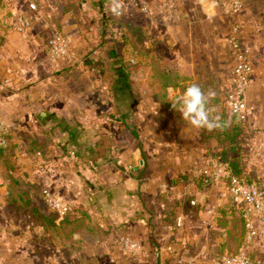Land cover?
Returning <instances> with one entry per match:
<instances>
[{"label":"crops","instance_id":"crops-1","mask_svg":"<svg viewBox=\"0 0 264 264\" xmlns=\"http://www.w3.org/2000/svg\"><path fill=\"white\" fill-rule=\"evenodd\" d=\"M146 1L151 6L150 13L144 15L140 23L142 30L152 31L153 45L156 50L160 49V53L155 51L152 57L143 55L140 58L143 64H154L151 72L154 83L149 92L153 96V104L147 109L141 108L137 118L143 146L128 158L135 160L139 155L131 174H115L114 171V179H111L103 173V181H99L112 184L126 198L136 197L134 206H124L128 209L127 213L119 220L117 216L103 214L109 212L105 209V200L100 205L102 215L91 213L94 205L88 201V205L84 203V208L79 207V198L75 196L80 188L75 179L70 185L68 177L59 180L55 189L62 187L60 195L66 200L69 199V191L75 193L69 199L71 213L62 220L57 216L53 226L41 215L33 216L28 211L18 215L7 213L10 207L23 206L28 196L36 204L31 195L35 183L31 180L35 173L33 165L28 154H21L16 149L23 139L37 144L39 138L50 136V128L53 133L63 136V127L66 126L72 128V132H80V126L93 127L102 123L103 130H111L114 135H120L121 128L111 122L110 116L115 111L107 103L111 97L108 90L102 93L105 97L103 116L92 103L94 87L89 83L90 75L86 81L89 91L85 92L89 104H81V94L85 90L67 85L70 78L72 81L75 79V73L80 75L74 70L73 58L69 55L84 49L76 42L73 32L70 36L75 47H69L71 53L52 60L43 31L38 28L33 27L26 34L19 33L17 28L0 29V123L8 128L11 149L9 154H5V150L0 152V264L216 262L212 248L225 237L223 234L219 236L220 231L226 230L225 224L233 214L231 210L224 212L218 209L228 202L229 197L224 193L222 184L218 183L221 179L215 175V163L210 162L217 150V140L206 130L184 121L169 100L179 96L188 84L196 80L194 64L198 60L193 58L194 50L205 48L210 43L225 45L228 29L236 24L242 43L254 62L248 105L243 116L251 134L248 144L257 155H264V0H243L240 11L234 16L225 12L228 0ZM88 10L95 13L94 8ZM62 18L63 23L67 20L69 23L70 16ZM67 29L73 31L74 28ZM200 31L206 40L200 41L201 38L197 37ZM110 52L105 59L111 58ZM78 78L82 79L81 76ZM144 111L151 115L145 116ZM120 123L126 129L130 126L125 119H120ZM149 138L155 145H160L156 146L160 152L156 148L153 152L147 149L145 144ZM202 143L205 150L198 149ZM161 152H165L166 156H162ZM152 159H164V162L151 166ZM184 160L188 161L185 163ZM197 160H202V168L197 167ZM20 163H24L25 168ZM198 174L212 175L213 179L198 183L195 179ZM176 178L180 179L174 182ZM187 188L192 190L190 197L186 196ZM126 190L135 194L127 196ZM14 192L21 194L17 196ZM168 192L172 203L167 205L169 212H166L165 204L157 196ZM146 195H151L152 201H147ZM170 211L175 216L169 214ZM18 223L24 224L22 231ZM113 223L120 226L119 233L114 230ZM254 225L258 236L253 239L250 251L257 257H264V224L255 219ZM210 231L215 235L211 236ZM119 234L124 235L121 244L118 242ZM50 235L56 241L51 253L47 243ZM130 237L138 243L135 251L124 246L123 239L129 240ZM254 259V264H264V258Z\"/></svg>","mask_w":264,"mask_h":264},{"label":"rangeland","instance_id":"rangeland-1","mask_svg":"<svg viewBox=\"0 0 264 264\" xmlns=\"http://www.w3.org/2000/svg\"><path fill=\"white\" fill-rule=\"evenodd\" d=\"M118 1L0 0V29H16V25L18 24L17 19L27 18L30 21V25L17 31L26 34L31 28H38L43 31L44 42L47 47L49 46L50 40L64 36L71 39L69 42L70 45L68 44L65 52L63 51L64 56L69 54L68 52L71 53L68 50L69 47H75L74 40L70 35L72 32L76 35V42L82 44L84 49L81 51L75 50V53L72 52L73 54L69 56L73 58L74 63L72 64L74 65V70L79 71L80 75H76L77 73H75V79L72 81L70 78V81L68 80L70 83L67 85L72 88L85 90L81 94V104H89V97L85 95V92L89 91V84L86 81H88V76L90 75L91 80L89 83L94 87V94L91 96L92 103H95L97 108H99V113L103 116L105 114L103 110L105 97L102 93L108 90L111 97L108 98L107 103L111 107L113 106V110L115 111L110 116L111 122L114 123V126L117 125V128H121L120 135H114L111 130H106L109 134L105 133L106 131L103 130L104 126L100 125L102 123L93 127L80 126V131L85 133L78 137L69 134L73 129L68 126L63 127L65 130L61 128L63 132L65 131L63 136L58 135V133H53V129L50 128V136L45 137V139L43 137L39 138L37 144L25 141V139L19 143V147L16 149L21 154L25 152L29 155L33 165L32 169L35 171L31 178L32 181L35 180L31 191L33 200L36 201L37 206L42 207L47 212H51V214L57 213L52 211L45 202L43 190H49L53 196L62 202H67L70 206L69 199L72 198V195L75 196V193L72 194V191H69V199L66 200L65 198L62 199L60 195L61 190H63L62 187L55 189L57 182L67 177L70 185H72V179H75V184L80 188V192H77V196H75L79 198L78 206L84 208L83 205L87 204V201L92 203V206H94L91 213L102 215V210L98 205L102 204L105 200L107 202H105L107 204L105 209L109 212L106 211L103 214L107 217H109L108 215L117 216L116 218L119 220L123 215H126L127 208L135 205L136 197L126 198L112 184L100 183L99 181H103V173L109 175L111 179H114L112 177L114 171L115 174L117 172L131 174L135 164H137L136 159L139 158V155H136L135 160H129L128 158H130L133 152L138 151L143 146V141L140 137L141 129L137 125V118L140 117L139 113L142 112L141 108L147 109L153 104V96L149 92H151L154 83L151 74L154 70V64H143L140 62V58L143 55L152 57L156 53L155 51L160 53V49L157 48L156 50L153 45L152 31L142 30L140 20L144 18L145 14L134 7V0H125L126 6L123 9L122 15L115 16L111 13L110 8L115 6ZM89 8H94L95 13L89 12ZM228 8V5L225 4V12L231 16L236 15L241 9L237 12H231ZM97 12L100 13L97 14ZM64 15L70 16L69 23L72 22L71 24L68 23V20L67 23H63L62 17ZM70 27L74 28L73 31L72 29H67ZM233 28L237 30V34H235L237 47H233L231 43ZM228 32L226 35V43H224L225 45L217 46L215 43H210L207 47H198L193 52V58L198 60L194 64V69L197 73L194 83L199 84L205 91L213 90L215 92L214 98L208 104L211 110L210 114L217 108V106H213L215 102H221L226 107L229 106L230 94L233 91L232 72L235 65L240 62V55L246 58L250 68L246 89V107L248 105L250 78L254 69V62L250 52L242 43L239 27L236 24L231 25ZM197 37L199 39L201 38L200 41L206 40L204 33L202 34L201 31ZM110 49L114 50L116 55L105 59L111 51ZM53 59L55 60V58ZM68 66L71 68V65ZM80 76L82 79L78 78ZM86 77L87 79H85ZM144 112L145 116L151 115L147 111ZM120 119L128 121L131 127L129 126L126 129L124 124L120 123ZM79 124L81 125V123ZM231 125L232 123H229V127H232ZM5 128L6 133H8V128L6 126ZM149 129L151 131L152 127L149 126ZM237 133L242 138V143L237 151L236 158L241 168L246 171L243 175L254 179L259 184V187L264 189V155H257L248 144L251 134L247 128L246 120L244 121V125L240 124V127L237 125ZM151 140L153 139L149 138L145 146H147L150 152H153L156 146L160 147V145H155ZM9 148V141H7L5 154H9L11 151ZM199 148L205 150V145L203 143L199 144ZM198 149L195 148V150ZM156 150L158 152L160 149L156 148ZM36 152L39 153L36 155ZM165 152H161L164 157L166 156ZM150 161L151 166H159L164 162V159H158L157 161L152 159ZM187 161L184 160L185 163ZM201 162L202 160H197L198 168L203 167V165H200ZM20 164L22 165L21 167L25 168L24 163ZM213 165L216 171L215 175L221 179L218 180L219 185L222 184L224 193L230 197L231 183L224 167L222 165L219 166V164ZM198 177L199 174L196 181L200 183L201 180H198ZM191 191L190 188H187L186 196L190 197ZM14 193L17 196L21 194L20 192ZM125 194L131 196L135 192L129 190ZM157 198L159 200L161 199L163 204H165L164 211L169 212L167 205L169 206L172 203L171 194L169 192L162 193ZM14 199L16 200V198ZM145 199L152 201L151 195H146ZM126 204L127 208L124 209ZM94 207L97 208V211L96 209L94 210ZM243 207L244 205L240 203L233 210L232 216L228 219L230 222L228 223L227 220L225 224L226 230L220 231L221 235L219 234V236L223 234L225 237H222V241L216 243L215 247L212 248L215 251L214 261H216L212 264H226L228 258L235 257L242 251H245L251 264H254L255 257L260 260L264 258L251 254L250 250L254 242L248 239V229L245 226V218L242 215ZM152 208L155 209L154 207ZM24 211H29L28 207H10L7 213L18 215L19 213H24ZM169 214L175 216V213L172 211ZM18 225H20V230L22 231L24 224L18 223ZM113 226L114 230L118 231V233L121 231L120 226L116 225V223H113ZM209 234L211 236L215 235L212 234V231ZM123 236V234L120 235L118 239L119 244H121ZM126 240L128 239H123L124 246H127L125 244ZM128 242L129 244H138L136 239L132 237L129 238ZM47 243L49 245L48 251L51 253L56 245V241L52 235H50Z\"/></svg>","mask_w":264,"mask_h":264},{"label":"built area","instance_id":"built-area-1","mask_svg":"<svg viewBox=\"0 0 264 264\" xmlns=\"http://www.w3.org/2000/svg\"><path fill=\"white\" fill-rule=\"evenodd\" d=\"M161 1L166 2V0ZM121 2L124 9L126 1L119 0L117 4ZM133 5L138 11L145 15L150 13V4L146 0H134ZM227 5L231 12H237L241 8L242 0H228ZM17 20L18 24L16 27L19 30H22L30 25V21L27 18H18ZM236 31L237 30L233 28V35L231 38L233 47H237L235 39V34H237ZM68 44L69 41L65 36L50 40L48 46L50 56L56 59L63 57ZM239 61L240 62L235 65L232 72L233 91L230 94L228 104L234 112L243 117L246 111L247 78L250 68L243 55L239 56ZM5 134L6 128L2 123H0V146L6 143ZM229 181L231 183L230 198L236 206L240 205V203L244 205L242 215L245 218V226L248 229V239L253 240L256 236H258L254 220L256 219L258 222L264 224V189L253 184L242 183L236 178H231ZM43 194L45 202L52 211L57 213L56 215L58 217L61 218L66 214L70 207L67 202L60 201L47 189L43 190ZM125 244L131 251H135L138 248V244H129L128 240L125 241ZM226 264H251V261L245 251H242L237 256L228 258Z\"/></svg>","mask_w":264,"mask_h":264},{"label":"trees","instance_id":"trees-1","mask_svg":"<svg viewBox=\"0 0 264 264\" xmlns=\"http://www.w3.org/2000/svg\"><path fill=\"white\" fill-rule=\"evenodd\" d=\"M110 54L111 56L116 55L114 51H111ZM213 106H217V108L213 110V113L211 115L218 116L220 118L222 127L218 129H214L212 131L206 130L209 135L211 136L213 135L214 137H216L217 140V145H216L217 150L212 154L210 162L222 165L225 169L226 175L229 178V180L231 178H236L242 183L259 186V184L256 183L254 179H250L248 177H245V175H243L246 171L241 168V165L239 164V161L235 155L242 143V138L239 137L237 133V125L238 127H240V124L244 125L245 118L241 117L238 113L234 112L230 108V106L226 107L221 102L220 103L215 102ZM229 123L230 124L232 123L231 125L232 127H229ZM84 133H82L81 131L69 132V134L73 135L74 137H78ZM5 139H6V143L0 146V152L4 151L5 147L7 146L8 133L5 134ZM178 179L180 178L174 179V182H176ZM195 179H197V177ZM199 179L201 180L200 183L203 184L204 181L210 182L213 179V176L202 174L199 175L198 180ZM99 205L98 207H100ZM23 206L28 207L29 214L33 216L41 215L43 218H45V220L50 226L54 225V220H56L57 215L51 214V212H47L46 210H43L42 207L40 208L39 206L34 204L30 196H28V200L24 201ZM236 207L237 206L232 202L231 198L229 197L228 202H226L224 206L219 207L218 209L224 212L231 210V212L233 213L234 212L233 210ZM70 213H71V207H69L66 214L61 217V220L67 217Z\"/></svg>","mask_w":264,"mask_h":264},{"label":"clouds","instance_id":"clouds-1","mask_svg":"<svg viewBox=\"0 0 264 264\" xmlns=\"http://www.w3.org/2000/svg\"><path fill=\"white\" fill-rule=\"evenodd\" d=\"M115 16L123 14L122 2L110 8ZM213 90L205 91L197 83L188 84L183 92L174 98H170L172 108L175 109L180 117L191 126L212 131L221 128L220 118L212 116L208 107L209 101L214 98Z\"/></svg>","mask_w":264,"mask_h":264}]
</instances>
